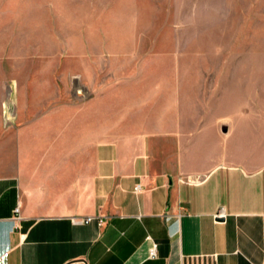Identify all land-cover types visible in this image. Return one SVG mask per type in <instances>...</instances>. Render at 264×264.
<instances>
[{
  "label": "crops",
  "instance_id": "0c3cea01",
  "mask_svg": "<svg viewBox=\"0 0 264 264\" xmlns=\"http://www.w3.org/2000/svg\"><path fill=\"white\" fill-rule=\"evenodd\" d=\"M35 73L0 59V264H264V132L228 148L259 167L217 140L195 155L140 117L61 107Z\"/></svg>",
  "mask_w": 264,
  "mask_h": 264
},
{
  "label": "rangeland",
  "instance_id": "374dc122",
  "mask_svg": "<svg viewBox=\"0 0 264 264\" xmlns=\"http://www.w3.org/2000/svg\"><path fill=\"white\" fill-rule=\"evenodd\" d=\"M0 59L84 118L109 107L195 155L217 140L227 160L261 165L228 148L264 132V0H0Z\"/></svg>",
  "mask_w": 264,
  "mask_h": 264
},
{
  "label": "built area",
  "instance_id": "2783aa9c",
  "mask_svg": "<svg viewBox=\"0 0 264 264\" xmlns=\"http://www.w3.org/2000/svg\"><path fill=\"white\" fill-rule=\"evenodd\" d=\"M15 213L18 214L19 213V208H16ZM218 219H224L225 215L220 212L219 214H217L216 216ZM90 221V218H87L86 220H84V223H88ZM148 256L150 259H154L156 258V245L155 244H151V247L149 249L148 252ZM72 264H86L85 261H78V262H74Z\"/></svg>",
  "mask_w": 264,
  "mask_h": 264
}]
</instances>
